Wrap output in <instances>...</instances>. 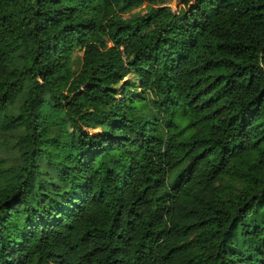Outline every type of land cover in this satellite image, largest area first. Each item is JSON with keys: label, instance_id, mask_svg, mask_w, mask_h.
I'll return each instance as SVG.
<instances>
[{"label": "trees", "instance_id": "16d2710c", "mask_svg": "<svg viewBox=\"0 0 264 264\" xmlns=\"http://www.w3.org/2000/svg\"><path fill=\"white\" fill-rule=\"evenodd\" d=\"M183 3L0 0V264H264V0Z\"/></svg>", "mask_w": 264, "mask_h": 264}, {"label": "rangeland", "instance_id": "374dc122", "mask_svg": "<svg viewBox=\"0 0 264 264\" xmlns=\"http://www.w3.org/2000/svg\"><path fill=\"white\" fill-rule=\"evenodd\" d=\"M167 5L170 6L173 10H176L179 7L184 6V3H183V0H167ZM125 80H131V81L137 83V78L133 74H128L125 77ZM116 90H117V92H116L115 96H116V98H118L119 97V90H118V88ZM99 131H100L99 129L93 130V131H91V133H98Z\"/></svg>", "mask_w": 264, "mask_h": 264}]
</instances>
